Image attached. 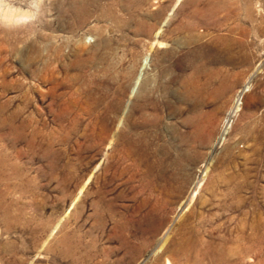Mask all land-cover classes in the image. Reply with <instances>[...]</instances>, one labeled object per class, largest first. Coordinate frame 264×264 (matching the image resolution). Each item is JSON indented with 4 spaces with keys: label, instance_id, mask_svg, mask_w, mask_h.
I'll return each instance as SVG.
<instances>
[{
    "label": "rangeland",
    "instance_id": "374dc122",
    "mask_svg": "<svg viewBox=\"0 0 264 264\" xmlns=\"http://www.w3.org/2000/svg\"><path fill=\"white\" fill-rule=\"evenodd\" d=\"M1 6L0 264H264V0Z\"/></svg>",
    "mask_w": 264,
    "mask_h": 264
},
{
    "label": "bare ground",
    "instance_id": "6f19581e",
    "mask_svg": "<svg viewBox=\"0 0 264 264\" xmlns=\"http://www.w3.org/2000/svg\"><path fill=\"white\" fill-rule=\"evenodd\" d=\"M17 12H19V11H16V10H13V9H11V8H3V6H1V4H0V14L2 15V17L3 18H6V19H8V20H10V22H11V20H14V21H16V22H14V23H17V20H20V19H22V18H25L28 14L27 13H25V14H27L26 16L25 15H23V13L22 14H18ZM29 16V15H28ZM28 18V17H27ZM1 19V18H0ZM6 19H4L5 21H7ZM3 20V21H4ZM20 21H22V20H20ZM19 21V22H20ZM245 93V91L244 92H242L241 91V93L238 95V97H237V99H236V101H235V104H234V106H233V108L231 109V111H230V113L228 114V116L226 117V119H225V121H224V125H223V127H224V129H223V133L221 134V136H220V141H222V135L224 134V132L225 131H227V129L229 128L228 126H230L229 124H230V119L234 116V115H236V113L239 111V106H240V104H241V100H242V96H243V94ZM240 128V127H239ZM251 133V132H250ZM249 133V137H250V134ZM246 138H248V135H246L245 136ZM224 140V139H223ZM258 152V150H256V153ZM108 160H107V158H106V160L104 161V166H103V168L100 170L101 172L100 173H98V174H96V178L97 177H99V176H101V175H103L104 174V172H105V170L108 168ZM117 164L119 165L120 164V162H117ZM238 176V175H237ZM233 181V180H232ZM230 182V184H227V185H229L228 187L229 188H231V189H235L236 188V186L235 185H231V181H229ZM231 186V187H230ZM192 198V197H191ZM191 198H188V200L186 201V204L190 201V199ZM193 200V199H192ZM8 235V234H7ZM166 263L167 264H171V262H170V259H166ZM173 264V263H172Z\"/></svg>",
    "mask_w": 264,
    "mask_h": 264
},
{
    "label": "clouds",
    "instance_id": "9594fccd",
    "mask_svg": "<svg viewBox=\"0 0 264 264\" xmlns=\"http://www.w3.org/2000/svg\"><path fill=\"white\" fill-rule=\"evenodd\" d=\"M4 2V0H0V4H2ZM33 7H35V5H33Z\"/></svg>",
    "mask_w": 264,
    "mask_h": 264
}]
</instances>
